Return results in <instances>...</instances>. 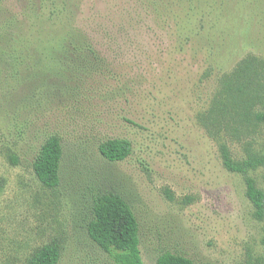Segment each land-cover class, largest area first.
I'll return each mask as SVG.
<instances>
[{
    "label": "rangeland",
    "instance_id": "374dc122",
    "mask_svg": "<svg viewBox=\"0 0 264 264\" xmlns=\"http://www.w3.org/2000/svg\"><path fill=\"white\" fill-rule=\"evenodd\" d=\"M162 2L170 13L147 0L80 1L75 26L107 68L76 101L28 98L0 68V264H28L52 242L57 264H114L85 231L101 193L131 207L144 264L164 252L194 264H264V218L220 155L224 146L234 160H264V120L254 117L264 115V0ZM237 66L258 72L252 115L201 122ZM53 135L62 176L48 189L32 164ZM108 139L130 143L126 160L101 157ZM249 176L264 194V164Z\"/></svg>",
    "mask_w": 264,
    "mask_h": 264
},
{
    "label": "trees",
    "instance_id": "16d2710c",
    "mask_svg": "<svg viewBox=\"0 0 264 264\" xmlns=\"http://www.w3.org/2000/svg\"><path fill=\"white\" fill-rule=\"evenodd\" d=\"M81 0H14L15 11L0 0V68L15 79L14 86L28 98H37L46 105L69 103L82 97L86 80H96L107 68L90 39L75 26ZM163 0H147L163 14L170 13ZM173 18L176 16L172 13ZM177 20V19H176ZM258 76L257 70L237 66L220 79L221 92L201 122L215 121L219 113L251 114L253 99L248 97ZM246 98V99H245ZM258 121L264 115L254 113ZM99 154L110 163L122 162L131 153L130 143L108 139L98 146ZM222 165L230 173L245 177V195L255 210V217L264 218V194L249 173L264 164L262 158L249 155L234 160L220 147ZM63 148L57 136L48 137L32 164L33 172L48 189L59 186L62 176ZM88 239L109 255L114 264H144L139 249V225L129 204L118 194L101 193L92 206V217L85 227ZM60 248L56 242L36 250L28 264H57ZM155 264H194L192 260L170 252L161 253Z\"/></svg>",
    "mask_w": 264,
    "mask_h": 264
}]
</instances>
